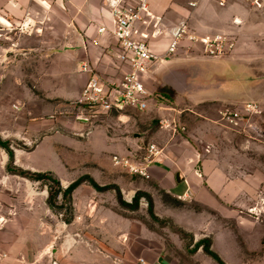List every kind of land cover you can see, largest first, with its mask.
<instances>
[{
	"label": "crops",
	"instance_id": "1",
	"mask_svg": "<svg viewBox=\"0 0 264 264\" xmlns=\"http://www.w3.org/2000/svg\"><path fill=\"white\" fill-rule=\"evenodd\" d=\"M149 2L153 13L160 16L157 27L156 19L150 25L151 32L158 31L149 37V46L162 56L143 73L153 98L146 109L128 107V111H118L122 121L119 125H96L88 141L107 142L106 149L112 154H127L132 149L131 142H146L145 139L156 142L161 151L149 165L151 176L129 173L141 181L152 180L186 204L193 199L208 208L217 207L222 218L232 215L234 226L241 227L237 205L246 202L245 198L252 210L264 203V165L259 163L258 155V149L264 147L258 142H264V138L256 136L246 140L253 142L251 148L256 154L251 156L247 171L240 163L230 168L217 149L220 150L221 142L235 146V142L245 141L236 139L241 133L239 128L222 118L221 110L247 100L259 101L262 110L255 114V125L264 136L261 120L264 117V7L254 0ZM112 8L111 0H0V33L16 34L10 49L25 52L27 56L21 58L28 61L33 57V65H47L42 70L45 88L57 82L62 85L55 93L65 98H79L89 77L88 72L79 68L82 60H89L103 76L112 80H119L128 70L127 62L119 57L122 48L113 33ZM182 20L199 35L231 37L234 47L226 54L210 56L201 42L185 36L177 50L168 55L173 28ZM101 26L106 29L101 31ZM132 117L139 124L144 120L150 127L140 132L134 130V135H130L132 126L128 119ZM153 118L156 120L151 124ZM113 182L125 192L121 177H115ZM98 205L94 209L92 203L86 204L84 214L77 211L70 221H65L63 239L53 248L56 264H130V223L133 221L112 206ZM154 208L157 215H169L194 236L203 229V237L212 239V248L225 262L231 248L236 246L234 240L225 239L230 233L219 220L216 226L221 228L215 229L216 222L211 215L199 221L195 220L196 216L192 217L193 213L197 214L193 209L159 210L156 201ZM175 211L189 213L191 218L179 221ZM145 227L141 226L137 234H145ZM207 232L211 234L205 235ZM215 232L223 238L219 247ZM156 259L159 256L152 260L139 256L133 264H158ZM12 262V259H0V264Z\"/></svg>",
	"mask_w": 264,
	"mask_h": 264
},
{
	"label": "rangeland",
	"instance_id": "2",
	"mask_svg": "<svg viewBox=\"0 0 264 264\" xmlns=\"http://www.w3.org/2000/svg\"><path fill=\"white\" fill-rule=\"evenodd\" d=\"M15 36V33H0V259H12L13 264H56L53 248L63 239L65 221L71 220L77 211L84 214L86 204L92 203L95 209L100 203L129 215L133 221L130 223V264L139 256L151 260L159 256L158 264H221L206 254L202 246L196 247L198 240L209 238L203 237V229L194 236L169 215H152L149 211L151 197L159 210L181 207L184 211L193 209L197 212L192 216L198 218L194 217L195 220L205 221V216L211 215L215 226L219 220L230 233L228 237L224 236L225 239H232L236 244L226 259L228 264H264V203L252 210L245 198L246 202L237 205L242 226L236 227L232 215L222 218L217 207L208 208L193 199L186 204L152 180L141 181L131 175L113 161L112 151L106 149L107 142L88 141L89 133L96 125L109 127L122 123L119 112L112 111L96 120L83 119L77 98H65L55 93L62 84L49 83L45 88L42 70L47 68V57L45 67L37 66L33 65V57L26 61L21 58L27 56L25 52L10 49ZM46 37L52 39L53 36ZM128 120L132 126L130 135H134V130L140 132L150 127L144 120L141 124L137 123V118ZM261 120L264 122V117ZM249 135L241 132L236 139L245 142H235V146L221 142L217 153L230 168L234 169L240 163L243 170L249 169L250 158L256 155L251 148L253 142H246ZM259 138H264L263 134ZM145 140L129 143L131 150H144L148 143V139ZM131 150H127V154L134 152ZM258 155L259 163L264 165V147L258 149ZM36 171L47 174L36 175ZM83 175H91L101 184H114V178L121 177L126 189L123 196L126 195V201L133 206L124 207L115 188L96 190L88 180L77 186L71 197L62 192L51 195L52 189L57 188L54 177L66 187ZM245 181L249 184L247 178ZM131 186L133 190L129 189ZM138 191L146 193L140 194L135 208L134 196ZM175 212L179 221L191 218L189 213ZM253 222L256 225L252 226ZM141 226H146L142 235L137 234ZM221 226L215 229L219 230ZM222 239L216 236L217 247L222 245Z\"/></svg>",
	"mask_w": 264,
	"mask_h": 264
},
{
	"label": "built area",
	"instance_id": "3",
	"mask_svg": "<svg viewBox=\"0 0 264 264\" xmlns=\"http://www.w3.org/2000/svg\"><path fill=\"white\" fill-rule=\"evenodd\" d=\"M258 6L264 7V0H254ZM196 3L197 1H193ZM115 23L113 33L118 39L122 51L119 57L126 61L128 70L119 80L108 79L87 59L80 62L79 68L88 72L89 77L77 98L82 118L98 119L112 111H121L128 107L146 109L153 92L148 88L143 73L162 56L149 46V37L157 34L150 31V25L160 21V16L153 13L149 0H111ZM101 31L106 26L99 28ZM187 37L194 42H201L205 53L219 56L228 53L235 41L224 34L199 35L192 30L186 20H182L173 28V36L167 54L174 53L181 38ZM261 104L256 100H247L238 106H226L221 110L222 118L229 121L240 132H247L250 137L263 134L255 125L254 116L261 112ZM184 128V126H182ZM161 148L154 141H149L144 150H135L132 154L113 153L116 164L123 166L128 172L149 178V165L156 159Z\"/></svg>",
	"mask_w": 264,
	"mask_h": 264
},
{
	"label": "trees",
	"instance_id": "4",
	"mask_svg": "<svg viewBox=\"0 0 264 264\" xmlns=\"http://www.w3.org/2000/svg\"><path fill=\"white\" fill-rule=\"evenodd\" d=\"M2 141V140H1ZM5 144V142H2ZM36 175H46L47 172H43V171H36L35 172ZM54 179L56 180L57 182V188L53 191L52 189V194L53 195L54 193H60L62 192L64 195H72L73 191L75 190V188L77 186H79L81 183H83L84 181L88 180L96 189L98 190H105V189H109V188H115L116 189V195H117V198L119 200V202L124 206H128V207H132L133 205L129 204V202L126 201V199L124 198L123 196V192H122V189L121 187L116 184V183H109V184H100L93 176L91 175H83V176H80L79 178L73 180L69 185H67L66 187H63L62 184H61V181L59 178H55ZM141 193H146V192H141V191H138V194H136L134 196V199H135V208L138 206L137 203H138V200H139V197H140V194ZM148 194V193H147ZM150 196V195H148ZM50 200L52 201V197L50 198ZM149 211L151 212L152 215H156L155 212H154V201L151 197H149ZM70 221V220H69ZM212 239L211 238H202L200 240L197 241L196 243V247H200L202 246L204 251L206 253H208L209 255H211L213 258H215L217 261H219L221 264H226V262L221 258V256L212 248Z\"/></svg>",
	"mask_w": 264,
	"mask_h": 264
}]
</instances>
